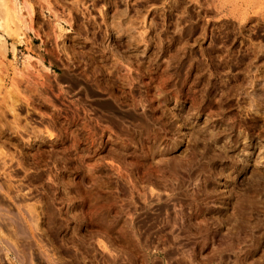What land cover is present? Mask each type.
Wrapping results in <instances>:
<instances>
[{
    "label": "rangeland",
    "instance_id": "obj_1",
    "mask_svg": "<svg viewBox=\"0 0 264 264\" xmlns=\"http://www.w3.org/2000/svg\"><path fill=\"white\" fill-rule=\"evenodd\" d=\"M13 3L0 264H264V0Z\"/></svg>",
    "mask_w": 264,
    "mask_h": 264
},
{
    "label": "bare ground",
    "instance_id": "obj_2",
    "mask_svg": "<svg viewBox=\"0 0 264 264\" xmlns=\"http://www.w3.org/2000/svg\"><path fill=\"white\" fill-rule=\"evenodd\" d=\"M13 4H14L13 0H0V6L2 7V10H3L0 18H2L3 21L9 22L8 16H10V15H12L13 17H16V13H15V9L13 7ZM10 19H12V17ZM13 20H15V19H13Z\"/></svg>",
    "mask_w": 264,
    "mask_h": 264
}]
</instances>
